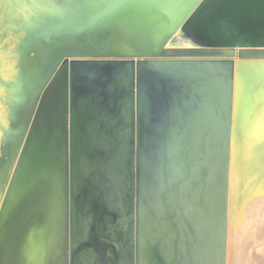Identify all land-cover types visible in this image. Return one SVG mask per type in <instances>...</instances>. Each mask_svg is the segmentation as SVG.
Segmentation results:
<instances>
[{
    "label": "water",
    "instance_id": "95a60500",
    "mask_svg": "<svg viewBox=\"0 0 264 264\" xmlns=\"http://www.w3.org/2000/svg\"><path fill=\"white\" fill-rule=\"evenodd\" d=\"M21 1L0 264H227L235 69L264 62V0Z\"/></svg>",
    "mask_w": 264,
    "mask_h": 264
},
{
    "label": "bare ground",
    "instance_id": "6f19581e",
    "mask_svg": "<svg viewBox=\"0 0 264 264\" xmlns=\"http://www.w3.org/2000/svg\"><path fill=\"white\" fill-rule=\"evenodd\" d=\"M245 69H235L227 264L264 220V71Z\"/></svg>",
    "mask_w": 264,
    "mask_h": 264
},
{
    "label": "rangeland",
    "instance_id": "374dc122",
    "mask_svg": "<svg viewBox=\"0 0 264 264\" xmlns=\"http://www.w3.org/2000/svg\"><path fill=\"white\" fill-rule=\"evenodd\" d=\"M23 6L24 2H20V0H0L1 31L5 28L11 30L21 28L23 29V26L28 25L29 22L32 26H35V22H37V20L32 17V14L31 17L27 16L26 18L24 17L23 13L21 15H18V17H13L14 15L12 16L13 12H19L20 9H23ZM4 42L6 43L7 41L4 40ZM244 67H246L245 70L247 71H245V75L252 70H256L257 72H261L262 70L263 72L264 62H247L244 63ZM242 97L243 94L241 95V99ZM239 249L241 250V252L239 251V253H237L234 261H232L231 264H264V220L256 225L254 231L251 232L250 236L246 238V240L241 241V246ZM239 254L240 256H238Z\"/></svg>",
    "mask_w": 264,
    "mask_h": 264
},
{
    "label": "flooded vegetation",
    "instance_id": "af4514ba",
    "mask_svg": "<svg viewBox=\"0 0 264 264\" xmlns=\"http://www.w3.org/2000/svg\"><path fill=\"white\" fill-rule=\"evenodd\" d=\"M4 40L7 42L5 43ZM11 36H6L0 39V82H7L11 80L14 73V61L9 57L8 51L13 48L14 44L11 42ZM5 45L7 49H5ZM11 66V67H10ZM10 67V68H9ZM4 89L0 87V143L5 138V127L7 125L6 106L4 104ZM2 147V145H1Z\"/></svg>",
    "mask_w": 264,
    "mask_h": 264
}]
</instances>
